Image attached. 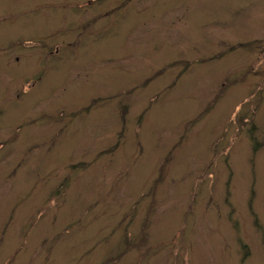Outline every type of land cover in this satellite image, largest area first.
Here are the masks:
<instances>
[{"label": "rangeland", "instance_id": "374dc122", "mask_svg": "<svg viewBox=\"0 0 264 264\" xmlns=\"http://www.w3.org/2000/svg\"><path fill=\"white\" fill-rule=\"evenodd\" d=\"M0 264H264V0H0Z\"/></svg>", "mask_w": 264, "mask_h": 264}, {"label": "trees", "instance_id": "16d2710c", "mask_svg": "<svg viewBox=\"0 0 264 264\" xmlns=\"http://www.w3.org/2000/svg\"><path fill=\"white\" fill-rule=\"evenodd\" d=\"M243 77H244V75H243V76H241L240 78H243ZM162 169H163V168H162ZM162 169H161V170H162ZM160 174H162V171L160 172ZM107 263H108V262H107Z\"/></svg>", "mask_w": 264, "mask_h": 264}]
</instances>
